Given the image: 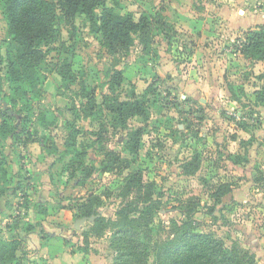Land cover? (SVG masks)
<instances>
[{
    "label": "rangeland",
    "instance_id": "1",
    "mask_svg": "<svg viewBox=\"0 0 264 264\" xmlns=\"http://www.w3.org/2000/svg\"><path fill=\"white\" fill-rule=\"evenodd\" d=\"M122 3L136 17L161 12L171 38L157 32L156 52L150 55L141 54L137 40L129 51L110 55L84 16L71 23L59 19L61 43L55 42L42 65L46 79L40 98H32L30 106L18 99L17 106L5 109L10 88L0 79V125L8 122L0 130V241L18 242L13 264H113V228L95 236L91 226L98 215L115 219L118 209L134 200L135 193L119 192L125 175L140 170L154 185L153 240L167 239L173 222L191 219L195 231L213 233L264 264V103L256 100V91L264 88V60L241 53L244 32L264 28V0ZM6 29L0 4L3 58ZM65 59L75 74L72 83L53 70ZM117 72L119 85L113 81ZM82 87L98 99L88 116L81 106L86 102ZM135 97L146 104L148 115L130 117L123 126L108 107ZM137 129L143 134L134 154L128 142ZM108 151L131 165L118 166L113 156L108 161ZM102 164L112 170L102 172ZM222 183L231 191L216 201ZM90 194L102 196L98 215L75 218L68 208ZM136 205L141 209L144 203ZM81 218L86 219L75 229ZM29 232L35 233L28 237ZM148 264H154L153 256Z\"/></svg>",
    "mask_w": 264,
    "mask_h": 264
},
{
    "label": "trees",
    "instance_id": "2",
    "mask_svg": "<svg viewBox=\"0 0 264 264\" xmlns=\"http://www.w3.org/2000/svg\"><path fill=\"white\" fill-rule=\"evenodd\" d=\"M0 4L7 25L6 57L3 58L0 53V59L5 60V68L0 79L10 88V94L3 98L4 103L14 107L17 106L18 99L30 106L32 98H40L43 92L41 85L46 79V75L42 74V65L47 62L49 52L55 48V42L58 40L61 43L57 28L59 19L71 23L77 15L84 16L93 32L101 37L102 46L110 55L129 51L136 40L141 46V54L150 55L156 52L153 45L157 32L166 39L171 38L168 35L171 28L165 15L159 11L154 14L143 11L136 17L125 8L122 0H0ZM241 49L244 56L264 60V28L244 32ZM53 67L62 81H75V74L66 59L54 63ZM113 81L118 85L121 83L120 72L113 76ZM81 95L86 99L81 106L87 116L91 115L98 107L97 96L92 90L84 91L83 87ZM256 100L264 103V88L256 91ZM147 111L146 104L136 97L130 101H117L114 106L108 107V112L115 114V120L123 126L130 117L146 118ZM21 113L20 111L18 114ZM5 115L9 118L13 116L9 110ZM45 120L43 116L42 123ZM7 126L8 122L3 120L0 130ZM13 133L18 135L19 124L13 126ZM76 134L78 131L74 130V135ZM142 134L141 129L134 131L128 142L131 153L137 154ZM42 140L47 138L43 136ZM105 156L108 161L113 156L112 162L118 166L124 163L128 168L131 165L130 160L122 158L116 152L108 151ZM106 159L104 164H107ZM104 164L102 172L112 170ZM123 181L124 185L119 193L136 195L134 200L118 209L115 219H105L103 215H98L95 209L102 203V196L99 195L90 194L77 207H69L75 218L98 215L90 230L95 236H102L106 228H113L109 243L115 252L113 264H148L150 256L154 257V264H255V256L250 251L237 245L227 247L213 233L195 231L191 219L173 222V232L167 239L153 240L154 231L150 222L156 206L149 202L153 183H146L140 170L129 171ZM230 191L231 187L227 183L217 186L214 194L216 201ZM140 203H144L141 209L136 205ZM194 205L192 203V207ZM135 212L139 214L136 215ZM18 247L16 240H1L0 264H13ZM82 251L87 252V248Z\"/></svg>",
    "mask_w": 264,
    "mask_h": 264
},
{
    "label": "water",
    "instance_id": "3",
    "mask_svg": "<svg viewBox=\"0 0 264 264\" xmlns=\"http://www.w3.org/2000/svg\"><path fill=\"white\" fill-rule=\"evenodd\" d=\"M4 107H5V108L7 107L6 103H4ZM93 218H94V216H91V217H89L88 219H89V220H93ZM85 219H86V218H81V219L76 220L75 223H74V228H75V229H78V228H79V224L82 223Z\"/></svg>",
    "mask_w": 264,
    "mask_h": 264
},
{
    "label": "crops",
    "instance_id": "4",
    "mask_svg": "<svg viewBox=\"0 0 264 264\" xmlns=\"http://www.w3.org/2000/svg\"><path fill=\"white\" fill-rule=\"evenodd\" d=\"M68 210H69V208H68ZM30 232H31V231H30ZM30 232H29L28 235H27L28 237H29L31 234L35 233V232H32V233H30ZM27 236H26V237H27Z\"/></svg>",
    "mask_w": 264,
    "mask_h": 264
}]
</instances>
